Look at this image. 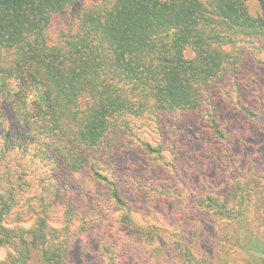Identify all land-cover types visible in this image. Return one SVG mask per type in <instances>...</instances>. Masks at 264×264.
Wrapping results in <instances>:
<instances>
[{
  "label": "trees",
  "instance_id": "trees-1",
  "mask_svg": "<svg viewBox=\"0 0 264 264\" xmlns=\"http://www.w3.org/2000/svg\"><path fill=\"white\" fill-rule=\"evenodd\" d=\"M87 1L0 0V247L10 249L0 264H67L76 233L114 241L104 198L121 231L142 240L149 228L153 239L146 218L181 201L160 184L167 168L218 173L238 159L235 145L264 132V0ZM67 12L75 33L48 44L52 18ZM105 143L109 176L92 156ZM196 205L222 223L228 251L264 264L258 180ZM174 218L168 246L197 264L186 217ZM113 248L101 251L139 264Z\"/></svg>",
  "mask_w": 264,
  "mask_h": 264
},
{
  "label": "rangeland",
  "instance_id": "rangeland-1",
  "mask_svg": "<svg viewBox=\"0 0 264 264\" xmlns=\"http://www.w3.org/2000/svg\"><path fill=\"white\" fill-rule=\"evenodd\" d=\"M88 2L87 0H83L80 5L87 6ZM76 28L77 20L75 13L67 12L63 15L54 16L46 33L48 44L62 45L65 38L75 33ZM186 56L187 58L192 57L190 52ZM30 100H33V98L31 97ZM138 125L142 126L140 123ZM138 128V133L148 130L142 127ZM193 134L194 132H192ZM162 138L163 140L170 141V136ZM247 144H249V147H246V149L240 147L239 144L232 148V153L238 159L232 164H225L224 168L218 172L219 174L212 171L206 177L198 178L196 174L192 175L189 172L187 174L183 172L180 176H177L174 174L175 170L180 168L177 162H174L170 168L166 167L168 170L161 175L162 181L160 184L165 185L167 189L179 195L180 198L178 199L181 201L176 205L167 203L164 208L160 209L159 213H156V219H154L155 215L146 218V222H150V225L155 228L150 229L153 239L146 234V230L149 228L141 231L143 235L142 240L127 230L121 231L112 223L114 221L113 216L115 215L112 213V206L109 201L104 198L103 201L107 206L104 214L110 226H112V233L115 234L117 232L114 241L108 243L102 240L98 242L95 237L76 233L70 237L72 250L67 264H120L119 257L112 260L109 259V252H106V254L102 253L101 246L109 244L116 245V248L112 249L114 254L123 253L125 255L129 253L132 261L139 264H180L179 262L181 261H178L177 256H175L168 246V244H171L175 240L171 239L168 234L178 227V224L175 222L174 213H181L183 217H186L187 229L189 231L188 236L190 237L189 241L192 243L191 248L198 260L197 264H253L251 262L248 263L241 252L228 251L219 242L218 234L222 229V223L218 220L216 221L214 217H211L206 211L199 209L196 205L199 199L205 195L225 194L237 182L241 184L248 179L258 180L259 186H264V132L257 134ZM106 146L107 144L105 143L102 148L94 151L92 156L98 160L97 164H99L101 172L109 176V170L111 171L112 168L108 158L110 151ZM165 147L167 149V145ZM167 150H163L164 156L166 157V161L170 162L171 156ZM130 152V158L135 161L141 162L144 160L137 153ZM208 178L210 181L206 182ZM252 186L255 187L253 184ZM122 190L125 193V198H129L134 202L137 201L138 195L134 190L124 189V186ZM172 198L177 199L173 195ZM136 207L138 211L135 212L137 215H140L142 207L137 203ZM137 219L139 218L137 217ZM262 221L264 222V218H262ZM75 230L77 229L74 228ZM259 231L264 236V224L259 227ZM9 252L10 249L0 247V261L4 260ZM151 253L155 255H150ZM31 264H42V262L36 257Z\"/></svg>",
  "mask_w": 264,
  "mask_h": 264
}]
</instances>
